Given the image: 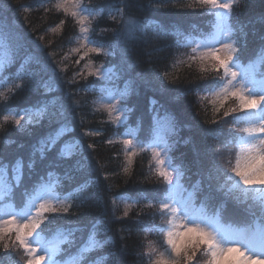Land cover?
<instances>
[{"label": "snow or ice", "instance_id": "obj_1", "mask_svg": "<svg viewBox=\"0 0 264 264\" xmlns=\"http://www.w3.org/2000/svg\"><path fill=\"white\" fill-rule=\"evenodd\" d=\"M168 3L160 0L158 6ZM171 3L176 6V0ZM240 3L190 0L187 8L201 9V15L210 19L207 30L193 24L188 32L179 28L169 32L158 21L141 23L126 16L124 7L108 10V19L118 27L97 31L94 21L102 18L103 6L93 7L84 0H56L51 5L56 12L70 16L78 27V34L69 40L77 46L69 52L78 57L75 65L84 63L66 83L83 79L84 92H99L92 101L97 105L93 112L106 113L107 120L101 123L117 129L105 143L122 145V172L131 176L136 157L147 153L149 171L160 182L150 191L139 190L134 198L127 193L113 195L110 219L100 213L85 221L64 223L58 221L77 215L72 209H80L92 199L102 201L93 189L99 187L101 176L108 180L109 174L92 175L96 169L90 150L95 151L96 145L85 146L83 137L75 134L74 112L80 101L72 100L69 105L72 93L56 95L67 65L57 63L58 73L30 51L19 34L0 22V133L11 126L31 137L33 128L42 129L26 154L10 160L0 156V264H17L13 254H20L24 264H119L114 252L104 250L116 245L110 224L122 221H129L130 226L117 229L121 242L131 236V225L144 233L141 250L136 253L138 264H264V36L259 48L245 59L248 34L244 25L233 20ZM22 7L28 11L27 6ZM41 7L45 12L51 10L45 0H41ZM64 24L61 19L48 31L59 34ZM107 33L112 34V41L95 38ZM168 35L177 37L173 47L188 49L179 53L183 59H174L172 67L186 65L191 69L196 65L200 74L198 82L188 81L191 86L184 94H195L205 115L207 105H211V118L193 126L202 147L196 149L197 179L191 184L185 183L191 179L186 167L170 154L175 146L170 137L179 131L174 115L165 111L161 116L153 99L152 123L144 137L140 135L144 132L141 121L134 128L127 126L133 111L127 102L138 90L137 80L148 88L154 87L153 81L137 73V79L125 80L120 89L115 86L121 79L117 65L108 67L94 59L119 57L130 69L134 67L128 63L133 44H148ZM35 47L40 51V46ZM32 65L37 70H30ZM89 77L104 83L97 89L94 83H87ZM154 79L163 94L180 77L164 71ZM25 90L42 98L29 107L7 106ZM120 128L125 131L120 132ZM102 134L101 130L83 133L93 137ZM191 142L192 137L184 140L185 144ZM18 188L23 191L17 203L14 190ZM121 204L123 209L117 215ZM229 204L234 208L226 216ZM124 249L121 243L120 250Z\"/></svg>", "mask_w": 264, "mask_h": 264}, {"label": "trees", "instance_id": "obj_2", "mask_svg": "<svg viewBox=\"0 0 264 264\" xmlns=\"http://www.w3.org/2000/svg\"><path fill=\"white\" fill-rule=\"evenodd\" d=\"M55 2L56 0H45L46 6L50 9L51 5ZM189 2L190 0H176V6H172L171 0H169L167 6H158L160 0H124L123 5L121 4V0H84V3L90 6L104 7L102 18L94 21L97 31L102 28L118 27L108 19V10L120 7H124L126 16H132L141 23L158 21L169 32L175 31L176 28L188 32L191 30L193 24L198 29L207 30L206 22L210 17L201 15V9L193 11L187 8L186 5ZM5 4L8 6L6 9L4 8ZM22 6H27L28 11H24ZM0 16H3V20L0 22L4 23L8 29L19 34L28 44L29 50L35 52L44 63L56 68L58 73L59 68L57 67V63L62 62L61 66L67 65V71L61 74L63 77L60 82L61 91L56 93V95L62 96L64 93H72V97L67 101L69 105L72 104V100L80 101V107L76 108L74 112L75 134L83 137L85 146L88 143L96 145L95 151L90 150L92 167L96 169L92 175L95 176L100 173L109 174L108 180H104L101 176L99 187L93 189L98 197L103 198L101 202H97L96 199L89 200L82 208L72 209L77 215L66 216L58 222L64 223L65 220L85 221L100 213L105 214V219H110V198L113 195L127 193L134 198L139 190L150 191L155 188L160 182L149 171L150 154L146 153L136 157L132 166V174L131 176H127L122 172L124 161L121 151L122 145H107L105 143L107 139L113 136L117 129L111 124L101 123V121L107 120L106 113L93 112L94 107H97V105H94L92 101L99 95V92H84L83 87L86 82L83 79H79V82L76 84L66 83L72 77L73 72L78 71L84 63L82 61L81 65H75V60L78 57L69 52L72 47L77 46L75 43H69L70 38L78 34V27L74 24L72 18L70 16L65 17L62 12H56L55 9L45 12L44 7H41V0H3V3H0ZM61 19L65 20V24L59 34L49 32L48 29L55 27ZM233 20L244 25L245 31L248 34V46L244 53V58L246 59L262 43L260 37L264 36V0H241L239 7L234 11ZM150 35L151 33H149ZM40 36H43L44 39L40 40ZM95 38L105 42L113 40L111 33ZM176 40V36L168 35L158 40H150L148 44H133L128 55V63L134 64V67L130 69L127 67V64H121L119 57H99L94 59L95 63L99 64L103 61L108 67L117 65V69L121 73V79L115 82V86L120 89L124 88L125 80L130 78L137 79V73L145 74L149 80L153 81L154 87L148 88L137 80L138 90L130 96L127 102V106L133 109L129 115L127 126L134 128L137 121H141L144 132L140 133V135L142 138L144 137L149 125L152 123L154 113L152 111L153 105L151 104V100L153 99L157 101L155 107L160 110L161 116L164 115L165 111L174 115L179 131L170 137V141L175 142V146L170 154L176 163H182L186 167L187 174L191 179L186 180L185 183L191 184L197 179L196 149L202 147L200 137L196 134L193 126L197 122L203 124L206 118H211L212 113L210 104L207 105L208 111L207 115H205L204 109L197 102L196 95L184 94L185 90L191 86L188 81H192L193 83L198 82L200 74L197 71L196 65H193L191 69L186 65H178L176 68L172 67L174 59H183V57L179 56V53L188 51V49L173 47ZM37 45L40 46V51H36L35 46ZM156 49L163 50L157 51ZM49 53H53L54 56L50 57ZM66 54H68L67 58H65ZM30 70H37V66L32 65ZM11 71L14 72L15 68ZM164 71H169L174 77H180V80L173 85H169L170 90L162 94L158 90V85H156L154 78L157 74ZM87 83H94L98 89L104 82L98 81L94 77H89ZM165 83L167 82L165 81ZM109 87H112V85H109ZM78 88L81 89L79 93L76 91ZM41 98L38 94L25 90L18 93L8 102L7 106L17 109L29 107ZM205 103L207 104V102ZM204 126L207 127V125ZM161 127L163 128V125ZM94 130H101L103 134L96 137L83 135L85 131ZM119 131L123 132L125 128H120ZM41 132L42 129L33 128V134L30 137L27 133L17 132L11 126H8L6 132L0 133V156H3L6 160H10L26 154L28 145ZM189 137H192V142L185 144L184 140ZM6 139H11L15 142L6 144L4 143ZM21 144H24L25 147L20 148L19 145ZM25 181L27 182V178H25ZM109 185H111V191L108 190ZM14 191L18 203L21 199L23 188H18ZM233 208L234 206L229 204L226 216L231 215ZM122 209L123 204L120 205L117 215L120 214ZM80 213H84L85 215L81 216ZM132 215L134 216L135 213H132ZM129 226V221L112 222L110 224L111 233L116 236V245L115 248H108L104 251L105 253L114 252L116 254L115 259L119 264H138L139 258L136 253L141 250L140 245L144 233L135 225H131L133 229L131 236L121 242L119 239L120 234L117 232V229ZM148 239H155V236H149ZM121 243L125 245L124 251L120 250ZM2 256L3 254L0 253V259H2ZM13 259L17 261V264H24L20 254H13Z\"/></svg>", "mask_w": 264, "mask_h": 264}, {"label": "rangeland", "instance_id": "obj_3", "mask_svg": "<svg viewBox=\"0 0 264 264\" xmlns=\"http://www.w3.org/2000/svg\"><path fill=\"white\" fill-rule=\"evenodd\" d=\"M162 134H164V133H162Z\"/></svg>", "mask_w": 264, "mask_h": 264}]
</instances>
